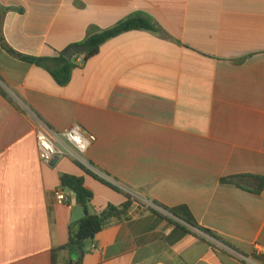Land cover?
Segmentation results:
<instances>
[{
	"label": "crops",
	"instance_id": "obj_1",
	"mask_svg": "<svg viewBox=\"0 0 264 264\" xmlns=\"http://www.w3.org/2000/svg\"><path fill=\"white\" fill-rule=\"evenodd\" d=\"M134 12L171 39L122 34L79 58L66 86L1 43L54 56L83 41L90 25L106 29ZM0 85L19 105L0 93V264H264V184L223 182L264 181V0H0ZM37 118L93 134L88 160L140 199L69 159L43 162ZM62 175L84 179L91 215L129 197L132 206L83 248L54 258L79 222ZM147 203L187 206L231 248Z\"/></svg>",
	"mask_w": 264,
	"mask_h": 264
},
{
	"label": "trees",
	"instance_id": "obj_2",
	"mask_svg": "<svg viewBox=\"0 0 264 264\" xmlns=\"http://www.w3.org/2000/svg\"><path fill=\"white\" fill-rule=\"evenodd\" d=\"M131 31H148L158 34L165 39H171L167 32H165V30L149 14L144 12H134L117 22L112 27L106 29L100 28L97 25H90L83 41L73 44L63 51H56L54 56H26L7 46L4 40H1V43L3 48L15 58L47 70L60 86H66L71 81L73 71L78 67L77 62L79 58L82 59V62L88 61L99 54L101 47L106 42ZM75 46H84L85 52L81 55L75 56L72 60L66 59L65 54ZM0 93L13 105L19 107L16 100L10 96L1 85ZM246 178H253L261 181L262 189V184H264L263 179L252 176H238L229 180H223V182L234 183L237 179L243 180ZM61 185L63 189H67L74 195L76 204L84 208L86 217L77 223L78 227L76 230H74V227H71L69 242L65 246L53 251L54 258H56L58 252L72 250L74 247L83 248L86 243L95 239V237L104 229L109 220L127 214L132 206V200L131 197H129L128 201L120 207L109 205L100 214L91 215L88 211V206L92 202L94 195L86 188L84 179L71 175H62ZM259 191L261 190L259 189ZM161 207L171 216L160 215L171 223L183 227L185 231L199 237L200 233L206 234L214 240L231 248V245L220 236L201 227L187 206H178L176 208ZM201 239L205 240L203 237ZM257 259L260 260V258Z\"/></svg>",
	"mask_w": 264,
	"mask_h": 264
},
{
	"label": "built area",
	"instance_id": "obj_3",
	"mask_svg": "<svg viewBox=\"0 0 264 264\" xmlns=\"http://www.w3.org/2000/svg\"><path fill=\"white\" fill-rule=\"evenodd\" d=\"M82 61V59H80ZM36 141L40 158L45 163H51L55 159H69L82 167L87 172L99 177L101 180L116 187H121L116 182L112 181L104 173L100 172L87 158L89 149L96 142V137L93 134L85 131L81 126L75 125L64 131H56L49 127L45 122L36 119ZM128 192L133 198L140 199V197L131 191L121 187ZM56 200L63 204L67 197L64 191L56 193ZM147 206L156 212L171 216L165 209L153 203H147ZM202 237L211 244H216L218 241L210 236L200 233ZM220 243V242H219ZM221 247H224L221 244ZM95 249V247H94Z\"/></svg>",
	"mask_w": 264,
	"mask_h": 264
},
{
	"label": "water",
	"instance_id": "obj_4",
	"mask_svg": "<svg viewBox=\"0 0 264 264\" xmlns=\"http://www.w3.org/2000/svg\"><path fill=\"white\" fill-rule=\"evenodd\" d=\"M85 52L84 46H75L65 54V58L72 60L75 56L81 55ZM86 217L85 210L82 206H77L73 212L72 222L76 223Z\"/></svg>",
	"mask_w": 264,
	"mask_h": 264
}]
</instances>
